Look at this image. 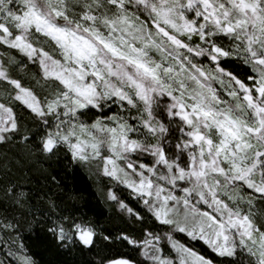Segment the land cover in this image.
<instances>
[{
	"label": "snow or ice",
	"instance_id": "1",
	"mask_svg": "<svg viewBox=\"0 0 264 264\" xmlns=\"http://www.w3.org/2000/svg\"><path fill=\"white\" fill-rule=\"evenodd\" d=\"M37 240L264 264V0H0V264Z\"/></svg>",
	"mask_w": 264,
	"mask_h": 264
},
{
	"label": "trees",
	"instance_id": "2",
	"mask_svg": "<svg viewBox=\"0 0 264 264\" xmlns=\"http://www.w3.org/2000/svg\"><path fill=\"white\" fill-rule=\"evenodd\" d=\"M68 182L71 186L75 187L83 193L86 199H88L92 204H96L97 201L93 196V188L91 187V182L88 180V177L85 174H75L73 175L69 172ZM34 251L36 252V258L41 261V264H47L50 260H57V257L54 253L48 251L44 244L37 240Z\"/></svg>",
	"mask_w": 264,
	"mask_h": 264
}]
</instances>
